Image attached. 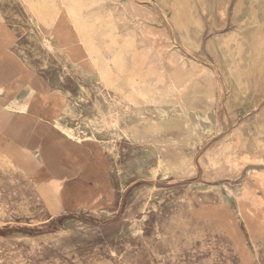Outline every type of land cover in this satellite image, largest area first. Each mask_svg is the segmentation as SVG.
I'll return each mask as SVG.
<instances>
[{
	"label": "rangeland",
	"instance_id": "rangeland-1",
	"mask_svg": "<svg viewBox=\"0 0 264 264\" xmlns=\"http://www.w3.org/2000/svg\"><path fill=\"white\" fill-rule=\"evenodd\" d=\"M0 86V264H264V0H0Z\"/></svg>",
	"mask_w": 264,
	"mask_h": 264
},
{
	"label": "bare ground",
	"instance_id": "bare-ground-1",
	"mask_svg": "<svg viewBox=\"0 0 264 264\" xmlns=\"http://www.w3.org/2000/svg\"><path fill=\"white\" fill-rule=\"evenodd\" d=\"M102 8H100V10H101ZM247 8L245 9V11L244 12H246L247 13ZM256 10H257V8H256ZM107 12V9H104V7H103V9L100 11V14H104V13H106ZM243 12V13H244ZM135 15L136 16H138V17H143V14L145 13H143V12H141V11H139L138 9H136V11H135ZM143 13V14H142ZM145 15V14H144ZM245 15V14H244ZM244 15H243V18H244ZM146 16V15H145ZM241 17V16H240ZM127 18H125L123 15H119L118 16V21H124V20H126ZM236 21H238V20H236ZM262 23V22H261ZM253 31V30H252ZM250 32H251V30H250ZM155 35V34H154ZM153 34H151V32H149V31H142V32H138L137 34H136V42L138 43V44H140L141 46H142V44H143V40H142V36L144 37V39H146V40H148V41H150L153 37H155ZM216 39V38H215ZM218 39V38H217ZM106 41V40H105ZM247 41H248V39H247ZM218 43V42H217ZM217 43H215V45L217 44ZM243 45V44H242ZM244 47V46H243ZM159 56V55H158ZM173 56V55H172ZM177 56V55H176ZM227 65V64H226ZM225 65V66H226ZM183 66V65H182ZM11 72H14V69H11ZM200 74V73H199ZM223 74H225L224 72H223ZM195 77H196V75H195ZM226 77V76H225ZM192 79V78H191ZM165 87V86H164ZM230 87V86H229ZM166 88V87H165ZM3 89V87H1L0 86V91ZM179 90H180V88H179ZM244 91V90H243ZM244 94V93H243ZM253 104V103H252ZM256 104V103H255ZM258 105V104H257ZM254 107V106H253ZM6 116V115H5ZM9 116V115H8ZM7 116V117H8ZM13 117H16V115H13ZM10 118V117H9ZM15 119V118H14ZM24 120V119H23ZM72 120V119H71ZM4 121H7V120H4ZM12 121H14L13 119H12ZM20 123V122H19ZM1 124V123H0ZM4 124V123H3ZM12 125V124H11ZM12 128V127H11ZM15 130V129H14ZM18 130V129H17ZM23 139L25 138L24 137V135H20ZM14 142V141H13ZM264 142V141H263ZM15 143V142H14ZM17 145V144H16ZM19 146V145H18ZM23 149V148H22ZM22 149H21V151H22ZM244 156V155H243ZM242 156V157H243ZM250 157V156H249ZM248 157V158H249ZM241 158V157H240ZM252 158V157H251ZM227 159V158H226ZM243 159V158H242ZM247 159V158H246ZM253 160V159H252ZM242 162H243V160H241ZM248 160H246V162H247ZM257 162V161H256ZM228 164V163H227ZM229 165V164H228ZM237 165V164H236ZM233 166V165H232ZM234 167V166H233ZM237 167V166H236ZM236 167H234L235 168V170L237 171V169H236ZM240 168V167H239ZM230 169V168H229ZM235 172V171H234ZM253 173V172H252ZM263 185V184H262ZM261 186V185H260Z\"/></svg>",
	"mask_w": 264,
	"mask_h": 264
}]
</instances>
